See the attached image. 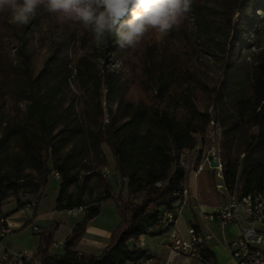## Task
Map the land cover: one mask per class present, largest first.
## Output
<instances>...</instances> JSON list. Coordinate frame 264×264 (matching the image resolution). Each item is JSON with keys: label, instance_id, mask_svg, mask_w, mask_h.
Listing matches in <instances>:
<instances>
[{"label": "trees", "instance_id": "16d2710c", "mask_svg": "<svg viewBox=\"0 0 264 264\" xmlns=\"http://www.w3.org/2000/svg\"><path fill=\"white\" fill-rule=\"evenodd\" d=\"M191 13L207 23L202 1H193ZM8 15L0 13V217L30 205L24 200L30 198L32 215L12 234L32 225L52 175L59 182L54 210L83 212L62 254L50 251L60 223L37 228L36 250L23 264H143L150 256L137 244L177 219L187 182L181 159L199 143L213 141L227 194L239 199L264 191V0H222L225 44L216 56L219 70L207 74L175 46L173 34L158 40L154 31L130 48L110 35L100 64L90 52L94 33L61 21L63 41L37 63L15 44L33 31L44 48L41 26L56 16L40 7L21 26ZM252 29L255 50H240ZM252 126L257 132L249 141ZM104 148L117 192L104 174L110 169ZM214 173L198 172L201 206L224 200ZM7 200L16 209L3 214ZM108 201L119 217L108 244L98 255L78 252L87 225ZM199 256L204 264L215 261L206 246Z\"/></svg>", "mask_w": 264, "mask_h": 264}, {"label": "rangeland", "instance_id": "374dc122", "mask_svg": "<svg viewBox=\"0 0 264 264\" xmlns=\"http://www.w3.org/2000/svg\"><path fill=\"white\" fill-rule=\"evenodd\" d=\"M193 1L203 2L207 23L204 25L197 23L198 18L194 17L193 14L191 13L190 14L191 18L189 17L188 14V17L183 21L182 25L178 29H175L172 32H170V34L171 35L173 34L175 46L188 58H191L192 63H194L203 73L204 72L206 73L209 70L216 72L219 70V62L216 59L217 58L216 56L221 54V51L225 44L224 36L219 30V26H218L219 11L221 9L222 0H193ZM0 13L9 14L8 17L10 19V13L7 10L0 11ZM254 17L261 20L262 17L261 11H256L254 13ZM54 18L55 19L53 20L52 23L49 24L45 23L41 26L42 31L46 32L48 36L47 45L44 48L40 49L37 44V36L33 34V31L27 32L24 38L21 41L16 42L15 44L17 48L21 50L22 54L27 55L30 53L32 55L33 60L36 61L37 63H40L45 57H47L50 54L52 48L55 45L63 41L64 32L59 26L60 20H58L57 17ZM32 19L27 24V26L30 25ZM252 31L253 29L248 30V32L245 34V37L241 39L242 43H244L245 45L240 46V50H244V49L246 51L255 50V48L253 47L254 34ZM155 35L158 40H163L165 38V37L161 38L156 32ZM91 46L92 47L90 48V52L94 54L98 63L100 64L103 63L104 58H102V50L105 47V45L103 43L97 44L95 41ZM114 66L116 67L117 65ZM256 132H257L256 126L250 127L246 133L247 140L253 141ZM104 152L110 163V169L108 171H104V174L106 175L107 179L112 185L114 192H117V187H116L117 185L113 180V175H114L113 163L107 149L104 148ZM211 152H214L216 154L214 143L212 140H209L206 143V145H202L199 143V145L195 150L183 154L181 161L186 169L187 177L191 170H194L198 175L197 167L200 163L202 156L208 155ZM184 155H191V156L184 157ZM195 163L196 164L198 163L196 167H195ZM52 183H53V179L51 178L45 190L47 196L49 195V191L51 189ZM185 189L187 190V188ZM219 192H221L224 195V200L222 201L223 203L226 201L227 196L224 194V192L222 191ZM187 196L183 199V202L187 199ZM24 200L29 201L28 203H30L29 206L32 210L34 207V202L30 198H26ZM11 203H13L12 200H7L4 203L3 206H5L4 211L6 213H9L12 210L13 206L11 205ZM71 213L72 215L75 214L79 220H81L83 217V212H77V213L71 212ZM181 215L182 218H180L179 223L177 225L178 226L177 228L179 230L178 236L182 238H186L187 227L190 224H192L194 220L191 219L190 221H188L187 219L188 213L186 212V210L182 211ZM57 218L58 220H61L63 222V225L59 226L60 229H58V231L56 232L54 239L57 243H59L62 240L63 236H65L69 232L70 228L71 229L74 228L76 219L70 218L65 214H61ZM118 222H119V217L113 202L108 201L104 203V205H102L100 214L87 225L85 234L83 235L80 241V247H84V246L86 248L90 247L89 251L87 252H90V254H94V255L100 254V249L108 244L110 234L116 228ZM211 225L212 226L210 227V231L220 234L222 228H220V226L215 223ZM93 241L95 242V244L91 245V242ZM58 247L59 248L56 249L54 252L61 253L63 251L62 249L63 247L61 245H59ZM185 260L198 261L201 263L200 260H195V259L185 258ZM208 264H216V262L213 261ZM225 264H235V263L234 260L230 258Z\"/></svg>", "mask_w": 264, "mask_h": 264}, {"label": "clouds", "instance_id": "9594fccd", "mask_svg": "<svg viewBox=\"0 0 264 264\" xmlns=\"http://www.w3.org/2000/svg\"><path fill=\"white\" fill-rule=\"evenodd\" d=\"M193 0H0L13 24L27 25L44 7L64 23L82 25L97 44L116 37L120 48L139 44L150 31L163 38L178 29L192 11Z\"/></svg>", "mask_w": 264, "mask_h": 264}, {"label": "crops", "instance_id": "0c3cea01", "mask_svg": "<svg viewBox=\"0 0 264 264\" xmlns=\"http://www.w3.org/2000/svg\"><path fill=\"white\" fill-rule=\"evenodd\" d=\"M190 156L191 155H184V157H190ZM197 164L195 163V167ZM51 178L53 179V183L49 191V195L48 196L46 195L45 193L46 188H45L43 190L42 197L37 208V216L33 224L25 228L21 232L12 234L11 236L8 237L6 241V247L11 249L12 251L26 249L28 254L32 256L38 244L37 239L34 237L37 228L47 227L52 222H57L60 223V225H63V222L61 220H58L57 218L61 214H65L70 218L76 219L74 227L80 221L75 214L72 215V213L70 212H57L54 210L55 201L58 195L59 182L57 176L52 175ZM186 188L188 191V196L187 199L182 203L180 212L175 222L172 223L170 226H168L165 232L160 236H154V237L143 236L140 239V242L137 244V247L146 249L147 255H149L150 258H152L153 264H204L198 261L185 260V258L178 257L170 251L169 245H170L171 237L174 234L179 233L177 225L179 223L180 218H182L181 215L182 211L186 210V212L188 213V218H187L188 221L193 219L199 226V229L202 234L212 235V238L206 241L205 245L214 254L216 264H225L231 258L228 254L227 244L239 235L240 229L245 226L244 221L238 218L236 220V223L234 224L226 225L224 227H221L219 225L220 228H222L220 234L216 232H211L210 227L212 225L206 223V221L204 220V215L212 212L217 207H206L199 205L197 198V173L194 170H191L190 173L188 174ZM11 205L13 206V208L9 212V214L16 209V205L14 202L11 203ZM4 207L5 206L2 207V213L8 214L4 211ZM31 215H32V210L29 205H26L21 210L10 214V216L6 219V221L9 227L13 231H17L21 228L24 222L31 217ZM72 229L70 228L69 232L65 236H63L62 240L59 243H57L54 240V244L50 249L52 253L62 254L63 251L61 253L54 251L59 248L58 247L59 245L63 247V240L70 234ZM55 235H54V239H55ZM93 244H95L94 241L91 242V245ZM130 246H132V244ZM103 248L100 249V253ZM89 249L90 247L89 248H86L85 246L80 247V243L77 246L78 252L94 255V254H90V252H87L89 251ZM16 264H23V263L19 261Z\"/></svg>", "mask_w": 264, "mask_h": 264}, {"label": "built area", "instance_id": "2783aa9c", "mask_svg": "<svg viewBox=\"0 0 264 264\" xmlns=\"http://www.w3.org/2000/svg\"><path fill=\"white\" fill-rule=\"evenodd\" d=\"M212 161L215 163L214 167L210 166ZM203 169L215 171V188L227 196L222 205L204 215V220L208 224L215 223L221 227L236 223L238 218L243 220L245 226L240 229L239 235L227 244L229 255L235 264H264V191L242 196L239 199L227 194L222 179L221 160L214 152L202 156L197 172ZM187 194L185 189L183 199ZM71 212H82V209ZM12 233L13 230L7 221L0 217V264H16L22 262L24 258L31 257L26 249L12 251L6 247V241ZM186 234V238L178 234L171 237L170 251L178 257L200 260L199 248L206 246L205 242L210 240L212 235L202 234L199 228L197 230L191 224L187 227ZM143 264H153L152 258L145 259Z\"/></svg>", "mask_w": 264, "mask_h": 264}, {"label": "water", "instance_id": "95a60500", "mask_svg": "<svg viewBox=\"0 0 264 264\" xmlns=\"http://www.w3.org/2000/svg\"><path fill=\"white\" fill-rule=\"evenodd\" d=\"M210 166H211V167H214V166H215V163L212 161V162L210 163Z\"/></svg>", "mask_w": 264, "mask_h": 264}]
</instances>
